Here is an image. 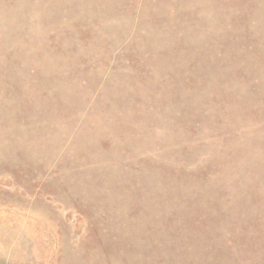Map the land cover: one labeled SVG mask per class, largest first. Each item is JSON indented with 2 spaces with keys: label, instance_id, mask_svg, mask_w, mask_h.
Instances as JSON below:
<instances>
[{
  "label": "rangeland",
  "instance_id": "1",
  "mask_svg": "<svg viewBox=\"0 0 264 264\" xmlns=\"http://www.w3.org/2000/svg\"><path fill=\"white\" fill-rule=\"evenodd\" d=\"M0 264H264V0H0Z\"/></svg>",
  "mask_w": 264,
  "mask_h": 264
}]
</instances>
